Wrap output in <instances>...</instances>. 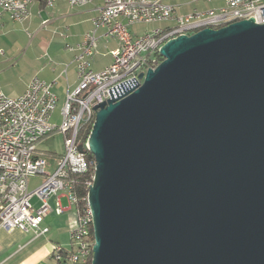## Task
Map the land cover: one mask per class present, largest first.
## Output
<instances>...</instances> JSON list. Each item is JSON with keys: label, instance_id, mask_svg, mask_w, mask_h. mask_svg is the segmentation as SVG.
Instances as JSON below:
<instances>
[{"label": "water", "instance_id": "1", "mask_svg": "<svg viewBox=\"0 0 264 264\" xmlns=\"http://www.w3.org/2000/svg\"><path fill=\"white\" fill-rule=\"evenodd\" d=\"M159 52L140 86L94 107L91 264H264V23Z\"/></svg>", "mask_w": 264, "mask_h": 264}, {"label": "built area", "instance_id": "2", "mask_svg": "<svg viewBox=\"0 0 264 264\" xmlns=\"http://www.w3.org/2000/svg\"><path fill=\"white\" fill-rule=\"evenodd\" d=\"M34 1L0 0V17L7 13L11 19L23 22L30 18ZM55 1L45 0V3L52 7ZM68 2L71 6H86L92 0ZM250 18L264 23V0H226L220 8L188 13H180L176 5L162 0H103L98 15L92 19L93 29L85 34L83 41L67 44V49L74 52L80 81L67 93L60 123L53 120L58 106L53 82L35 76L26 91L16 97L0 87V226L31 231L36 236L45 234L49 231L43 225L45 216L64 211L60 199L63 192L70 204L77 207L79 217L70 233L72 248L57 244L54 257L62 264H91L95 236L89 196L81 201L69 175L94 170L87 181L88 188L93 183L96 159L89 150L88 139L79 142L78 133L83 125L94 123V107L140 86L143 82L140 73L157 66L155 53L160 54L161 46L169 39ZM47 22L44 20L43 24ZM153 22H165L166 26L138 37L130 32V25ZM100 28H106L104 36L118 39L120 46L112 51L113 62L95 71L92 60L98 50ZM0 54H5V50L1 48ZM55 131L65 134L66 151L56 161V168L48 172L50 162L37 154V144ZM80 145L85 151L79 149ZM39 174L46 177L31 190L30 178ZM33 197L40 199L39 207L34 205ZM51 197H55V205L50 204Z\"/></svg>", "mask_w": 264, "mask_h": 264}, {"label": "crops", "instance_id": "3", "mask_svg": "<svg viewBox=\"0 0 264 264\" xmlns=\"http://www.w3.org/2000/svg\"><path fill=\"white\" fill-rule=\"evenodd\" d=\"M102 4L103 0H92L86 6H71L68 0H56L50 7L45 0H35L30 18L23 22L3 13L0 17V49H4L5 54H0L1 89L16 97L26 91L35 76L53 82L58 97L56 116L66 103L67 93L80 81L74 52L67 49V44L83 41L85 34L93 29L92 19L98 15ZM44 20H48L46 25ZM137 24L129 27L133 37L145 34L138 29L132 30L131 27ZM158 27L164 26L155 28ZM105 33L106 28L97 31L99 45L92 60L95 71L109 66L113 62L112 51L120 46L118 39L106 38ZM34 199V205L39 207L40 199L33 197L32 201ZM60 199L64 211L45 216L43 225L49 228L45 234L36 236L31 231L7 230L0 226V264H62L54 257V247L59 244L72 248L70 233L79 215L65 193H60ZM49 202L55 205V197Z\"/></svg>", "mask_w": 264, "mask_h": 264}, {"label": "rangeland", "instance_id": "4", "mask_svg": "<svg viewBox=\"0 0 264 264\" xmlns=\"http://www.w3.org/2000/svg\"><path fill=\"white\" fill-rule=\"evenodd\" d=\"M171 2L173 5H176L178 8V12L187 13L194 10H210L217 9L223 6L226 0H164ZM170 3V4H171ZM156 26H166L165 22H153V23H140L135 26H132V30L135 31L138 29L142 33H146ZM57 111V110H56ZM59 110L56 116H54L53 120L56 123H60L62 117L59 115ZM56 113V112H55ZM54 113V114H55ZM65 134L61 131H55L45 138H43L38 144L37 154L46 158L50 165L48 166V172H52L56 168V161L61 158L66 151L65 148ZM46 175L39 174L32 176L30 178V189L33 190L37 185H39L44 179ZM35 186V187H34ZM34 187V188H33ZM36 203V199L33 200Z\"/></svg>", "mask_w": 264, "mask_h": 264}, {"label": "trees", "instance_id": "5", "mask_svg": "<svg viewBox=\"0 0 264 264\" xmlns=\"http://www.w3.org/2000/svg\"><path fill=\"white\" fill-rule=\"evenodd\" d=\"M157 56V65L164 59L161 54L158 52L155 53ZM92 123H87L82 126L78 133V140L81 143H85L86 140L89 138L90 132L92 130ZM91 157L93 155L89 153ZM94 170H89L87 172H72L69 176L72 180H74L75 183V190L76 193L78 194V197L81 199L82 202H84V198L87 196L89 192V188L87 185V181L92 178V173Z\"/></svg>", "mask_w": 264, "mask_h": 264}]
</instances>
